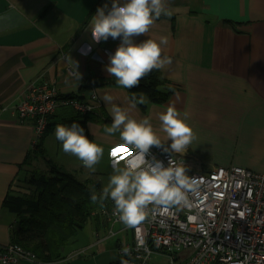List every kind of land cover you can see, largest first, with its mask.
Masks as SVG:
<instances>
[{
    "label": "crops",
    "instance_id": "obj_1",
    "mask_svg": "<svg viewBox=\"0 0 264 264\" xmlns=\"http://www.w3.org/2000/svg\"><path fill=\"white\" fill-rule=\"evenodd\" d=\"M105 3L110 8L112 0H0V245L12 242L16 220L4 200L16 179L24 176L27 157L41 140H36L35 120L20 122L16 115L20 98L33 83L46 81L61 94L86 98L97 92L101 105L88 118L64 106L51 123L86 122L90 140L103 147L111 164L110 150L124 144L119 133L104 132L112 123V105L104 101L105 95L133 118H148L168 146L171 141L161 130L159 114L169 105L180 118L187 112L195 139L179 155L194 169L239 166L264 173V0H168L173 15H161L148 33L135 38L137 43L148 38L158 42L166 36L162 55L172 59L159 71L166 81L164 89L173 92L165 102H150L146 108L136 103L132 107L128 88L119 86L105 70L108 53L114 54L120 38L100 43L92 39L89 22ZM71 58L78 63L80 81L70 73L69 68L75 71ZM90 80L103 85L85 88ZM54 133L46 136L44 147ZM67 156L66 164L56 162L80 181L91 183L92 174L80 166V160ZM101 221L100 226L94 222L97 241L86 247L95 249L94 264L117 262L121 242L131 240L130 234L119 235L130 229L119 232L116 224L113 228L119 233L109 236L113 225ZM112 238L115 242L106 243ZM21 264L88 263L77 252L65 251V257L55 262Z\"/></svg>",
    "mask_w": 264,
    "mask_h": 264
},
{
    "label": "clouds",
    "instance_id": "obj_2",
    "mask_svg": "<svg viewBox=\"0 0 264 264\" xmlns=\"http://www.w3.org/2000/svg\"><path fill=\"white\" fill-rule=\"evenodd\" d=\"M161 15H173L168 0H112L110 8L105 3L91 17L88 28L95 43L107 41L109 37L114 40L120 38L114 54L108 53L109 63L105 66L106 72L119 86L135 88L152 70H163L172 64L171 57L162 55L161 46L168 43L166 36H161L158 42L151 38L135 42L136 37L149 32ZM81 51L87 54L83 49ZM87 51H91V46ZM74 63L75 71L71 75L80 81L78 63ZM103 99L112 105L109 109L112 123L105 126L104 132L109 135L119 133L128 151L117 158L112 154L116 147L110 150V156L114 157L113 172L99 196L94 191L91 193V202L103 207L104 201L111 199L114 202L113 214L127 226H136L144 221L150 206H190L189 193H196L201 181L187 174L183 161L177 163L171 158L165 167L163 161L151 153L153 146L169 153L183 155L187 152L195 139V133L187 123L189 114L185 112L180 118L173 105L159 114L161 130L167 141H171L170 146H165L148 118H133L127 110L113 103L111 95H105ZM135 100L132 97V107H135ZM139 102L144 103L143 98ZM55 137L61 142L64 153L76 156L89 170L94 171L95 165L103 158V147L91 141L84 128L75 122L70 126L56 125ZM122 251L130 254L128 248Z\"/></svg>",
    "mask_w": 264,
    "mask_h": 264
},
{
    "label": "built area",
    "instance_id": "obj_3",
    "mask_svg": "<svg viewBox=\"0 0 264 264\" xmlns=\"http://www.w3.org/2000/svg\"><path fill=\"white\" fill-rule=\"evenodd\" d=\"M100 105L96 91L80 101L60 95L55 86L43 81L33 83L23 93L16 115L20 122L35 120L38 140L57 108L69 106L85 115ZM121 148L119 156L128 151L124 145ZM151 153L165 167L171 158L183 161L187 174L201 182L196 193H189L190 206H150L145 220L136 226L119 221L113 214L114 203L100 211L113 225L109 236L132 230L131 240L125 239L119 246L122 264H149L155 252L168 256L170 264H264V173L239 166L194 169L177 153L155 146ZM116 224L121 227L119 232L113 228ZM124 248L130 249V254H124ZM184 250H190L188 257H183ZM24 260L39 261L35 253L19 244L0 245V264H21Z\"/></svg>",
    "mask_w": 264,
    "mask_h": 264
},
{
    "label": "trees",
    "instance_id": "obj_4",
    "mask_svg": "<svg viewBox=\"0 0 264 264\" xmlns=\"http://www.w3.org/2000/svg\"><path fill=\"white\" fill-rule=\"evenodd\" d=\"M99 85L103 84L100 81L90 80L85 88ZM165 85L166 81L160 71L154 69L140 80L137 87L128 90L131 98H136L135 103L146 108L150 102L163 103L168 99L173 89L165 90L163 87ZM59 94L80 101L86 99V97ZM141 98L144 103L139 102ZM89 114L79 113L86 118ZM51 117L45 134L27 157L28 167L24 170V176L16 179L15 186L10 189L4 200V205L16 215L12 226L11 243L32 251L40 262L45 263L64 258L65 248L71 244L79 231L85 228L90 219L100 226L101 220L106 219L100 215V211L111 207L114 203L111 199L105 200L103 207L99 203H92L90 196L94 190L90 182L80 181L62 165L47 158L44 139L53 133L56 127L51 123ZM73 122L82 126L85 134L91 139L86 122L73 120L67 122L66 126H70ZM39 159L46 163L45 169L34 166L33 162ZM122 263L123 260L119 259L110 264Z\"/></svg>",
    "mask_w": 264,
    "mask_h": 264
},
{
    "label": "rangeland",
    "instance_id": "obj_5",
    "mask_svg": "<svg viewBox=\"0 0 264 264\" xmlns=\"http://www.w3.org/2000/svg\"><path fill=\"white\" fill-rule=\"evenodd\" d=\"M45 153L47 154L48 159H51L55 162L58 161L61 164H66L67 159L69 158V156H67L69 154L64 153V151L62 150V146H59L57 144L55 133L48 137L47 143L45 145ZM80 163H81L80 166L84 170L92 174V177H91L92 179H91L90 184L93 190L96 191L97 193H101L102 189L108 184L109 177L113 172L112 164L111 162H109V156H107L104 153L103 158L100 160V162L97 165H95L94 171L89 170L86 167H84L81 161ZM45 164L46 163L43 160L39 159L35 161L34 166L45 169L46 167ZM94 227H95L94 220L90 219V221L87 223L85 228L80 230L78 235L72 239L71 244L65 248L66 254L69 253L70 251H75L77 252V255L82 257V260L84 262L88 264H94L95 259H93L92 257H94L93 252L95 251V249H93L94 247L92 248L86 247L88 244L92 242L95 243V241H97V236L95 234ZM129 234L132 236V230H128L124 234L121 233V235L119 236H122V235L127 236ZM112 240L115 242V239L112 238V239L107 240L106 243ZM83 249H85L86 252H83L84 251ZM189 253H190V250H184L183 257H188ZM149 264H170V263H169L168 256H166L165 254L159 253V252H155L153 253L151 257Z\"/></svg>",
    "mask_w": 264,
    "mask_h": 264
},
{
    "label": "snow or ice",
    "instance_id": "obj_6",
    "mask_svg": "<svg viewBox=\"0 0 264 264\" xmlns=\"http://www.w3.org/2000/svg\"><path fill=\"white\" fill-rule=\"evenodd\" d=\"M121 151V147L120 146H117L116 148L113 149V152L112 154L115 156V155H118Z\"/></svg>",
    "mask_w": 264,
    "mask_h": 264
}]
</instances>
